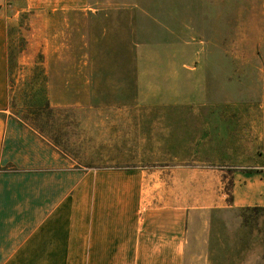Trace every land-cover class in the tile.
I'll use <instances>...</instances> for the list:
<instances>
[{
    "label": "rangeland",
    "instance_id": "obj_1",
    "mask_svg": "<svg viewBox=\"0 0 264 264\" xmlns=\"http://www.w3.org/2000/svg\"><path fill=\"white\" fill-rule=\"evenodd\" d=\"M66 1L0 3L10 116L79 164L96 157L80 110H105L135 156L105 168L199 191L201 205L229 204L238 173L264 172V0ZM242 214L217 264H264V208Z\"/></svg>",
    "mask_w": 264,
    "mask_h": 264
},
{
    "label": "crops",
    "instance_id": "obj_2",
    "mask_svg": "<svg viewBox=\"0 0 264 264\" xmlns=\"http://www.w3.org/2000/svg\"><path fill=\"white\" fill-rule=\"evenodd\" d=\"M66 3L71 11L89 5L88 0ZM6 28L0 14V264L231 260V233L235 227L239 235L242 213L264 208V172L238 173L225 205H201L199 191L153 189L143 185L151 178L147 175L105 168L135 159L122 153L124 148L131 155L125 144L130 128L125 127L122 138V128L105 110H80L82 133L95 145L96 157L73 164L66 153L8 114Z\"/></svg>",
    "mask_w": 264,
    "mask_h": 264
}]
</instances>
